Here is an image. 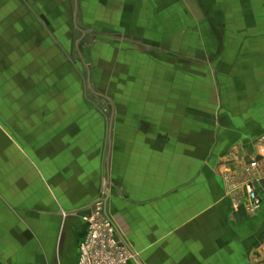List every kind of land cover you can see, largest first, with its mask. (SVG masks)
I'll return each mask as SVG.
<instances>
[{
	"label": "crops",
	"instance_id": "obj_1",
	"mask_svg": "<svg viewBox=\"0 0 264 264\" xmlns=\"http://www.w3.org/2000/svg\"><path fill=\"white\" fill-rule=\"evenodd\" d=\"M112 1L0 0V98L18 106L24 104L23 108L15 106L17 108L11 115L0 114L3 124L0 130V231L19 224L22 200L29 209L37 204L39 208H51L49 201L48 205L45 202L47 206H43L42 200L37 202L36 187L37 182H50L52 152L59 146L61 160L55 168L56 173L61 174V187L57 189L62 194L54 197L74 200L77 202L76 210H83L91 200L100 198L101 193L104 200L118 198L114 196L116 189L123 194L130 201L126 207L128 210L116 206L114 209L117 210H111V205H108L109 213L105 209L121 238L135 253L134 264H252V252L264 247V182L256 184L260 208L249 215L241 211L233 214L224 199L218 201L223 195L218 180L211 186L201 180L206 188L198 190L195 170L187 178H181L180 158L175 157V153H166V149L164 152L156 141L161 140L163 147L171 143L168 134L158 129L162 126L159 123L162 108L159 106H156V111L148 106L141 107L139 111L120 97L113 96L109 115L96 110L87 114L83 110L72 114L68 111L54 113V89L49 92L45 88H53V85L59 88L68 102V72L71 70L68 23H74L76 32L82 36L86 31L81 28L85 27L87 32L102 30L109 37L131 42V53L137 57L164 53L159 46H148L146 39L164 38L166 0H117L121 5L139 11V16L125 23V30L122 25L117 27L116 24L115 27L110 22L109 26H100L106 25L105 20L96 16ZM205 1L210 7L217 3L226 8L236 2L239 8L236 22L252 24V30L246 36L245 32L240 35L258 40L252 47L243 43L245 70L264 71V44L260 43V39H264V30H261L264 0H236L232 4L229 0ZM205 3L201 0H174L170 6L176 9V14L184 13L195 19L198 6ZM71 7H74L73 16ZM90 9H93L92 14ZM229 12L228 9L220 15L231 17ZM83 13L84 17L81 16ZM92 20V27H86L84 23ZM226 21L234 19L227 18ZM56 39L62 40L61 46L55 43ZM82 58L85 65L92 64V58L87 54ZM53 72L57 74L53 75ZM81 101L84 103L86 100ZM260 101H264V95ZM6 118L13 119L12 123H6ZM70 118L73 121L70 122ZM19 119H28L30 123L28 126L20 125ZM55 119H60L59 130L53 128L54 124L57 125ZM84 119H87L86 123ZM230 119L233 125L231 133L237 134L238 141L246 145L251 140L250 136L264 131V106L258 107V112ZM37 120H40V126ZM233 120L235 124H232ZM142 121L143 125L139 126ZM140 135L153 136L155 141L145 144ZM123 147L125 153L122 152ZM49 150L50 155L47 154ZM21 151L26 157L21 156ZM104 155L107 159L105 165L102 164ZM115 162L119 164L115 165ZM47 197L49 195L46 194L41 198ZM118 209L128 221L127 231H141L143 244L140 249L133 247L124 236L122 219L116 214ZM59 214L64 218L63 211ZM137 217L140 219L134 220ZM71 225L64 233L61 232L62 236L59 232L58 241L61 240L63 255L68 252L66 254L62 249L73 245L74 250H69L68 264H77L86 222H72ZM70 228L72 231L77 229L73 237L70 236ZM6 252L12 255L14 250L6 251L0 242V264H20L13 257L5 258ZM23 254L24 264H40L41 259L38 262L35 255L33 261L29 259V251Z\"/></svg>",
	"mask_w": 264,
	"mask_h": 264
},
{
	"label": "rangeland",
	"instance_id": "obj_2",
	"mask_svg": "<svg viewBox=\"0 0 264 264\" xmlns=\"http://www.w3.org/2000/svg\"><path fill=\"white\" fill-rule=\"evenodd\" d=\"M233 1L236 0H229L231 4ZM173 2L174 0H166L164 38L146 39L148 46L155 45L163 48V54H143L137 57L131 53V42L109 37L102 30L87 32L85 27H80L86 31L82 36V33L79 35L76 32L74 23H68L70 37L67 38L70 50L68 57L71 69L68 72V102L64 100L65 94L54 85L53 88L46 87L45 91L50 92L54 89L52 92L54 113L68 111L72 114L73 111L83 110L87 114L89 111L96 110L109 115L112 111L113 96L120 97L123 102L132 104L134 109L137 108L139 111L145 106L152 107L153 111H156V106H159L162 108L159 112L161 113L159 123L162 126L158 129L168 134L171 143L163 147L161 140L156 141L161 144L163 150L166 149L167 152L165 150L164 152L175 153V157L180 158L181 178H187V175L194 173L195 170L198 176V190L206 188L204 182H208L211 186V183L215 184V180H218L223 195L220 200H217L224 199L233 214L241 211L249 215L251 213L246 210L248 200L244 180L247 176L244 166L250 159L256 158L258 167L252 182L260 198L256 184L264 182V131L250 136L251 140L246 146L241 140L238 141L237 134L231 133L233 125H231L230 117L236 118L243 114L258 112V107L264 106V101H260L264 95V71H250L245 70L244 67L243 43L245 46L252 47L255 42L257 45L258 40L240 35L245 32L246 36L252 30V24L236 22V16L239 13L236 2L226 8L217 3L210 7L205 0H201L206 5L198 6L195 19L188 18L184 13L176 14V9L170 6ZM248 6L249 4L246 5V11L249 9ZM190 9L194 11L192 7ZM228 9L230 11L228 15L231 17L220 15L225 14ZM92 10L90 9V14ZM250 10L248 13H251ZM70 11L73 16L74 7H71ZM85 13L81 16L84 17ZM137 16H139L137 8L123 6L117 0H113L96 17L105 20L106 25L100 26H109L110 22L115 27L116 24L117 27L122 25L125 30L127 25L125 23ZM227 18H233L234 21L227 22ZM84 24L86 27H92L93 20L86 21ZM261 30H264V24H261ZM55 41L58 46H61L62 40ZM260 43L263 45L264 39H260ZM83 51V56L87 54L90 59L92 58V64L90 62L88 65L84 64L81 54ZM174 51L176 53H172ZM55 74L57 73L53 72V75ZM59 77L60 73L57 79ZM59 82L58 80V84ZM39 89L44 92V89ZM82 99L86 101L83 103ZM15 106L18 104L4 102L0 98V114L11 115L14 108H17ZM23 106L24 104H20L18 107L23 108ZM38 107H41V104H38ZM69 120L73 121L71 118ZM6 121L11 124L13 119L6 118ZM19 121L20 125L28 126L30 123L28 119H19ZM54 122H57L58 126L54 124L53 128L59 130L60 119H55ZM83 122L86 123L87 119ZM233 123L235 124V120ZM37 125L40 126V120H37ZM141 125L143 121L139 124ZM144 125L147 124L144 122ZM2 127L1 120L0 130ZM234 128L236 130V127ZM7 136L9 137V134L6 138ZM140 137L145 144L155 141L153 136L140 135ZM123 149L122 152L125 153V148ZM154 149L158 151L156 146ZM49 151L47 154L50 155L51 151ZM21 153L22 157H26L23 151ZM52 153L53 161L50 159L53 163L52 178L48 183L37 182L36 187L37 202L42 200L45 204L43 206H47L49 201L51 208H39L37 204V206H30L31 209H29L24 206V200H22L19 224L0 231V242L3 248L6 251L14 250L12 255L6 252L3 256L8 259L13 257L16 263L24 264L25 254L23 253L29 251V259L32 258L33 261V255H35L38 262L41 259L40 264H68L69 250H74L73 245L62 249L66 254L68 252L67 255H63L61 240L58 241V237L60 239V235L62 236L61 232L64 233L68 225L83 220L86 222L90 214L98 209L104 210L105 213L107 209L109 213L108 205H111V210H117L114 209L116 207L126 208L130 205V201L117 189L114 196L118 198L110 197L104 200L101 193L100 198L91 200L89 206L83 210H76L77 202L74 200L54 197V195L62 194V191L57 189L61 187V174L59 172L57 174L55 168L60 165L61 160L59 146L56 150L53 148ZM149 154L153 155V152ZM106 160L104 155L102 164L105 165ZM165 163L167 164L168 161ZM118 164L119 162H115V165ZM103 179L105 180V175ZM46 194L49 197L41 198ZM99 203L102 205L100 206ZM60 211L65 213L64 218H62L63 215L60 216ZM116 214L117 218L122 219V232L126 239L133 247L135 245L140 249L139 247L143 244L141 231L137 233L129 231L130 229L127 231L128 221L120 210ZM112 218L114 219L115 216ZM135 219L139 220L140 217ZM71 227L73 229L72 225ZM72 229L68 230L73 237L77 229L73 231ZM251 255L252 264H264V247L254 250Z\"/></svg>",
	"mask_w": 264,
	"mask_h": 264
},
{
	"label": "built area",
	"instance_id": "obj_3",
	"mask_svg": "<svg viewBox=\"0 0 264 264\" xmlns=\"http://www.w3.org/2000/svg\"><path fill=\"white\" fill-rule=\"evenodd\" d=\"M246 210L256 212L261 206L253 178L258 167L255 157L244 166ZM101 206L102 204L99 203ZM104 210H95L86 220L85 234L79 244L77 264H134L136 256L121 238L116 226Z\"/></svg>",
	"mask_w": 264,
	"mask_h": 264
},
{
	"label": "bare ground",
	"instance_id": "obj_4",
	"mask_svg": "<svg viewBox=\"0 0 264 264\" xmlns=\"http://www.w3.org/2000/svg\"><path fill=\"white\" fill-rule=\"evenodd\" d=\"M132 252H133V250H132ZM134 253V252H133ZM135 254V253H134Z\"/></svg>",
	"mask_w": 264,
	"mask_h": 264
}]
</instances>
